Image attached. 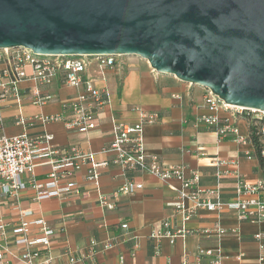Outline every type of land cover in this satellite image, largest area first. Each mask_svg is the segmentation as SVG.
Listing matches in <instances>:
<instances>
[{"label":"crops","instance_id":"obj_1","mask_svg":"<svg viewBox=\"0 0 264 264\" xmlns=\"http://www.w3.org/2000/svg\"><path fill=\"white\" fill-rule=\"evenodd\" d=\"M129 62L123 73L106 71L103 76L96 64L87 70V76L93 77L99 88L110 93L97 129L79 133L69 131L62 122L43 124L38 121L28 126L16 124L20 115L31 118L64 112V103L80 91L69 87L62 77H58L50 86H40L31 79L22 81L19 84L23 96L21 104L14 100L0 104L3 116L0 132L11 136L24 131L33 136L48 133L53 136V144L59 149L60 156L72 147H80L98 153V159H106L110 157L102 151L114 139L115 118L135 122L138 113L133 109L140 106L160 113L161 117L157 123L144 129L146 152L158 155L168 166L183 167L187 176L192 172L200 173V186L219 188L224 201L236 198V177L224 172L219 177L216 161L238 162L241 175L250 182L264 179V164L256 155L250 124L246 119L237 121L240 135L246 139L244 143L232 137L220 138L214 127L200 123L202 117L213 114L205 106V89L191 87L193 85L183 84L175 78L162 81L147 62L133 59ZM27 71L32 72L30 67ZM37 91L42 95L50 94L55 100L43 106L34 104L32 100ZM219 115L226 116L223 112ZM49 170L50 167L44 165L37 169L36 174L42 179ZM87 172L88 166L84 165L76 174L84 197L69 195L37 202L34 200L35 192L28 189L21 193L18 201H2L0 217L8 223L17 221L20 218L17 203L21 210L33 211L32 218L43 217L57 230L52 243L56 264H63L67 253L83 254L92 239L100 242L95 264H182L186 257L191 262L195 261L199 248L221 249L224 264H260V245L254 237L264 233V223L242 222L236 212L223 208L216 213L201 212L187 223L186 228L192 234L179 237L174 242L168 237L154 240L150 236L153 229L173 216L169 203L177 198L182 182L163 181L149 174L126 175L120 168L111 167L102 173L96 186L86 180ZM129 179L142 183L144 187L132 195H114ZM100 197L106 198L114 208L102 209ZM262 197L264 199V193ZM174 221L181 224L179 218ZM217 221L228 231L227 235L219 238L215 234L205 236L200 233L213 227ZM126 223L129 228L123 229L121 226ZM108 242L113 246L106 249L103 246ZM11 248L18 251L14 246ZM6 262L21 264L11 255L6 256ZM204 264H211V259H204Z\"/></svg>","mask_w":264,"mask_h":264},{"label":"built area","instance_id":"obj_2","mask_svg":"<svg viewBox=\"0 0 264 264\" xmlns=\"http://www.w3.org/2000/svg\"><path fill=\"white\" fill-rule=\"evenodd\" d=\"M132 57L124 56H82L78 58L64 56H40L27 49L0 50V104L2 101L14 100L21 104L23 96L19 84L31 79L40 86H50L58 77L69 87L80 92L64 103V112L59 115H40L31 118L18 116L16 124L28 126L38 121L47 124L62 122L69 131L87 133L99 126L100 114L109 103L110 93L99 88L96 80L87 76L89 66L96 64L102 75L106 71L123 73L128 69L127 63ZM30 67L32 72L28 73ZM55 100L54 96L42 95L37 91L32 100L34 104L46 105ZM205 106L213 112L201 118L200 123L214 127L220 138L232 137L238 142L246 141L240 135L237 121L246 119L255 128L260 146L259 159L264 164V112L229 106L210 91L204 93ZM138 113L135 122L121 121L115 118L114 139L102 154L110 158L98 159V153L86 151L80 147H72L64 156L53 144V136L44 133L38 136L30 135L27 131L18 135H7L0 132V206L2 201L13 199L18 201L23 191L32 189L34 200L42 202L69 195L85 196L76 179V174L84 165L88 166L86 180L98 186L102 173L118 167L126 175L149 174L163 181L179 180L182 187L177 198L169 203L173 216L161 222L153 229L151 238L160 240L168 237L174 242L177 238L193 232L186 224L201 212L216 213L223 208L236 212L242 222L264 223V179L250 182L245 179L236 161L218 160V176L222 172L236 177V198L224 201L219 188H205L199 184L200 173L192 172L187 176L183 167L166 165L158 155H149L145 148L144 129L160 120V113L147 111L140 106L133 109ZM226 114L225 117L219 115ZM3 116L0 107V126ZM251 158V155H247ZM48 165L49 172L39 179L36 171L39 167ZM221 168H226L223 170ZM231 169V170H230ZM142 183L129 179L114 195L127 196L142 189ZM102 209H113L114 206L106 198H99ZM20 210V218L8 223L0 217V264H7L6 256L11 255L21 264H56L52 243L57 230L43 217L32 218L33 211ZM1 213V209H0ZM179 218L178 225L174 219ZM128 229V224L121 226ZM202 235H217L219 238L228 234L219 221L211 228L200 231ZM260 245L259 263L264 264V233L255 235ZM100 242L92 239L88 249L80 255L67 253L63 264H95V255ZM14 246L18 251H12ZM113 246L112 242L104 244V248ZM210 258L211 264H224L225 258L221 249L199 248L196 260L191 262L188 257L182 264H204V259Z\"/></svg>","mask_w":264,"mask_h":264},{"label":"water","instance_id":"obj_3","mask_svg":"<svg viewBox=\"0 0 264 264\" xmlns=\"http://www.w3.org/2000/svg\"><path fill=\"white\" fill-rule=\"evenodd\" d=\"M124 56L264 112V0H0V50Z\"/></svg>","mask_w":264,"mask_h":264},{"label":"trees","instance_id":"obj_4","mask_svg":"<svg viewBox=\"0 0 264 264\" xmlns=\"http://www.w3.org/2000/svg\"><path fill=\"white\" fill-rule=\"evenodd\" d=\"M250 133H251V140L256 148V155L259 157V152H260V146L258 142V137L255 134V128L253 125L250 124ZM260 162L263 164V162L260 159Z\"/></svg>","mask_w":264,"mask_h":264},{"label":"rangeland","instance_id":"obj_5","mask_svg":"<svg viewBox=\"0 0 264 264\" xmlns=\"http://www.w3.org/2000/svg\"><path fill=\"white\" fill-rule=\"evenodd\" d=\"M135 60V61H143L144 62V60H141V59H139V58H131V59H129V60ZM130 64V62L129 63H127V66ZM155 73V72H154ZM157 75V78L158 79H160V80H164V79H166V80H169V79H172L173 77H169V76H161V75H158V74H156ZM174 79V78H173ZM170 81H172V80H170ZM191 87H195V86H191Z\"/></svg>","mask_w":264,"mask_h":264}]
</instances>
